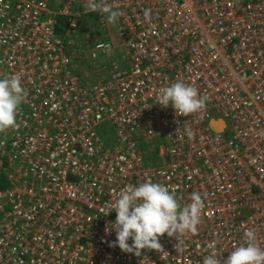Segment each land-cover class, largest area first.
Masks as SVG:
<instances>
[{
  "label": "built area",
  "instance_id": "obj_1",
  "mask_svg": "<svg viewBox=\"0 0 264 264\" xmlns=\"http://www.w3.org/2000/svg\"><path fill=\"white\" fill-rule=\"evenodd\" d=\"M104 2L115 22L87 0H0V77L24 90L15 128L0 132V264H203L212 252L223 264L247 231L264 248V0ZM95 27L109 40L84 48L76 34ZM114 30L128 68L114 61L84 84L74 62L100 67ZM178 81L206 97L203 110L157 104ZM146 181L181 207L200 193L205 207L182 243L165 234L136 255L113 245L116 213L104 215Z\"/></svg>",
  "mask_w": 264,
  "mask_h": 264
},
{
  "label": "clouds",
  "instance_id": "obj_2",
  "mask_svg": "<svg viewBox=\"0 0 264 264\" xmlns=\"http://www.w3.org/2000/svg\"><path fill=\"white\" fill-rule=\"evenodd\" d=\"M90 11H99L109 22H115L119 13L113 11L104 0H87ZM144 18L150 21V10L144 11ZM24 100V90L16 75L0 77V132L15 128L17 113ZM206 97L184 82H175L161 87L157 93V104L164 108L171 106L177 113L191 115L204 109ZM189 137L190 129H183ZM205 207V198L193 193L191 202L181 207L174 191L160 183L143 182L120 190L111 205V211L104 216L116 213V219L106 227V232H115L114 246L122 251L135 253L143 249L162 248L160 238L176 236L178 244L181 237L194 233ZM129 240L132 241L129 244ZM203 264H220L215 252L203 258ZM223 264H264V248L256 241L254 232L244 234V243L234 246Z\"/></svg>",
  "mask_w": 264,
  "mask_h": 264
},
{
  "label": "rangeland",
  "instance_id": "obj_3",
  "mask_svg": "<svg viewBox=\"0 0 264 264\" xmlns=\"http://www.w3.org/2000/svg\"><path fill=\"white\" fill-rule=\"evenodd\" d=\"M112 35H113L112 42L114 49L109 50L107 56H101L100 60L97 62V64H99L100 67L96 68L94 62L91 59H85L80 62L79 61L74 62L72 66L74 73L79 77L80 81L83 82L84 84H96L99 82H103L108 76L111 63L114 61H117L119 65L128 68L127 61H125L124 59V49L119 46L120 39L118 38L116 30L113 31ZM85 36H87L89 40H92V42L88 43L87 42L88 39H86ZM76 38L79 40L78 42H81L83 47L87 49L88 46L92 45V43H94L97 39L109 40V37L99 33V29L97 27L93 28V31L91 30L88 31L86 29L82 30V33L79 32L78 34H76ZM103 67H106V69H103ZM97 131L99 133V136L104 141L108 142L111 140V138L108 136V133L112 132V129L108 125L98 128Z\"/></svg>",
  "mask_w": 264,
  "mask_h": 264
},
{
  "label": "water",
  "instance_id": "obj_4",
  "mask_svg": "<svg viewBox=\"0 0 264 264\" xmlns=\"http://www.w3.org/2000/svg\"><path fill=\"white\" fill-rule=\"evenodd\" d=\"M212 126L214 127V129H215V126H218L219 128L218 129H216V131L218 130H220V131H222L223 129H225V124H224V122H219V124H215L214 122H212Z\"/></svg>",
  "mask_w": 264,
  "mask_h": 264
},
{
  "label": "trees",
  "instance_id": "obj_5",
  "mask_svg": "<svg viewBox=\"0 0 264 264\" xmlns=\"http://www.w3.org/2000/svg\"><path fill=\"white\" fill-rule=\"evenodd\" d=\"M87 19L90 20L91 22L95 23L94 18H90L89 17ZM149 147H150L151 152L156 155V150L154 149L153 145L152 146H149ZM5 184L6 183H2L1 185H5ZM3 187H5V186H3Z\"/></svg>",
  "mask_w": 264,
  "mask_h": 264
},
{
  "label": "crops",
  "instance_id": "obj_6",
  "mask_svg": "<svg viewBox=\"0 0 264 264\" xmlns=\"http://www.w3.org/2000/svg\"><path fill=\"white\" fill-rule=\"evenodd\" d=\"M86 30H88V31H89L90 29H89V28H86ZM91 31H93V28H92V30H91Z\"/></svg>",
  "mask_w": 264,
  "mask_h": 264
}]
</instances>
